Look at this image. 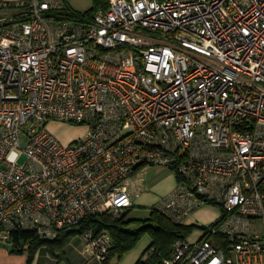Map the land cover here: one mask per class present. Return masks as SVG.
<instances>
[{
    "label": "built area",
    "instance_id": "obj_1",
    "mask_svg": "<svg viewBox=\"0 0 264 264\" xmlns=\"http://www.w3.org/2000/svg\"><path fill=\"white\" fill-rule=\"evenodd\" d=\"M67 1H0V241L117 215L154 165L177 185L153 210H221L162 264H264V0ZM56 121L87 133L64 143ZM84 235L107 260L112 236Z\"/></svg>",
    "mask_w": 264,
    "mask_h": 264
},
{
    "label": "trees",
    "instance_id": "obj_2",
    "mask_svg": "<svg viewBox=\"0 0 264 264\" xmlns=\"http://www.w3.org/2000/svg\"><path fill=\"white\" fill-rule=\"evenodd\" d=\"M99 4L100 0H95L94 6L84 13L92 16ZM66 7L74 10L69 1H67ZM73 13L74 16L79 17L83 12L74 10ZM127 215L128 212L125 210L117 215L101 213L87 218L78 228L62 231L60 236L53 241L41 238L34 230L24 229L14 230L7 241L12 245L13 252L27 251L29 253V264L43 246H46L54 257L62 261L65 259L64 248L71 237L76 234H84L90 229L95 233L106 231L112 236L114 247L111 249L108 259L102 264H112L111 260L114 257H121L132 249L144 234L149 233L153 238V243L147 250L148 257L140 259L137 264H162L163 260L172 254L174 243L178 239L187 238L195 230L194 225L177 223L156 210H152L151 216L147 219H130L127 218ZM134 223L140 224V227L130 228ZM152 249L154 251L150 252Z\"/></svg>",
    "mask_w": 264,
    "mask_h": 264
},
{
    "label": "crops",
    "instance_id": "obj_3",
    "mask_svg": "<svg viewBox=\"0 0 264 264\" xmlns=\"http://www.w3.org/2000/svg\"><path fill=\"white\" fill-rule=\"evenodd\" d=\"M0 1H18V0H0ZM147 167L139 169L128 179V189L131 193L132 200L134 201L133 208L135 206V200L142 199L146 194V189L148 185L145 184L144 179L142 178L143 173L147 171ZM176 177V176H175ZM177 180V177H176ZM177 182H172L171 187H163L161 194H165L168 191L175 189ZM131 208L126 209L125 211H130ZM210 211L209 206H204L197 210L195 214L191 217V220L197 219H207L214 222L216 217L220 216L221 210L217 215L207 218L206 212ZM218 219V218H217ZM188 221V222H189ZM216 221V220H215ZM212 222V223H213ZM211 224V223H210ZM140 224L134 223L130 228L136 229L139 228ZM201 234V233H200ZM196 240V239H195ZM153 243V238L149 233H146L142 236L139 242L121 257H114L111 260L112 264H137L140 259H147V250ZM65 259L60 261L54 257L48 250L46 246H43L36 253L33 261L30 264H102L98 259L94 257L93 251L88 243L87 238L84 234H76L70 238L69 242L64 248ZM29 253L24 252H13L12 245L8 241H0V264H29Z\"/></svg>",
    "mask_w": 264,
    "mask_h": 264
},
{
    "label": "rangeland",
    "instance_id": "obj_4",
    "mask_svg": "<svg viewBox=\"0 0 264 264\" xmlns=\"http://www.w3.org/2000/svg\"><path fill=\"white\" fill-rule=\"evenodd\" d=\"M69 4L74 10L80 12H86L87 10L91 9L94 4L95 0H69ZM0 37H1V29H0ZM49 129L64 143H70L77 139H80L85 136L87 133V128L85 125H78L73 123H62L59 121L51 122L49 124ZM23 144L25 145L26 142L23 140ZM26 160L25 157L21 158V162ZM147 171L143 173L142 178L146 185H148V189H146V194L142 199L135 200V206L128 211L127 218L130 219H147L151 216L153 207L161 200V198L167 196L170 192H166L165 194H161L163 187H171L172 182H177L175 173L164 167L148 165L146 166ZM141 169V168H140ZM177 185V183H176ZM134 203V201H133ZM210 211H207V218L211 216L217 215L220 211V208L217 205H210ZM103 213H110L109 211ZM218 217L215 218L217 220ZM214 220V221H215ZM207 219H197L191 220L188 222V225H194L195 230L187 237L189 240H195L200 237L201 228L204 226L209 225L212 223L208 222ZM254 228L261 234H264V223L261 219L254 221Z\"/></svg>",
    "mask_w": 264,
    "mask_h": 264
}]
</instances>
